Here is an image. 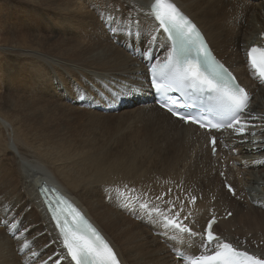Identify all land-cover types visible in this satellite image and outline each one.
Masks as SVG:
<instances>
[{"label": "bare ground", "instance_id": "1", "mask_svg": "<svg viewBox=\"0 0 264 264\" xmlns=\"http://www.w3.org/2000/svg\"><path fill=\"white\" fill-rule=\"evenodd\" d=\"M151 1L129 0L141 10L139 22L145 36L153 37L147 43L132 44L114 38L102 23L110 0H47L43 18L49 29L62 33L68 46L46 53L29 49L17 56L37 84L22 106L29 114L28 118L21 116L23 121H41L45 126L48 120L49 133L69 137L76 125L96 129L98 119L108 122L114 116L127 121L125 128H132L138 137H125L113 151L109 147L113 141L85 149L84 144L43 138L38 142L42 148H36L19 145L14 137H0V264H60L55 258L65 256L36 195L40 180H49L72 196L107 234L124 264H179L175 250L185 252L183 242L161 235L156 223L145 220L142 212L136 214L138 209L122 206L116 190H124L125 185L135 188L137 195L147 192L156 203L155 197L171 188L165 199L179 196L184 200L181 217L190 213L186 222L194 231L201 232L211 217H217L216 230L222 241L264 257V84L253 76L245 54L254 35L264 29V0H174L199 25L217 56L252 96L242 120L257 119L249 120L243 137L232 130L219 131L223 143L216 157L210 155L202 131L183 125L155 105L135 102L105 114L81 105L82 96L99 104L97 93L109 97L129 86L147 91L144 65L129 48L144 52L166 46L162 33L153 32L147 15ZM27 55L31 59L26 60ZM53 119L57 120L54 131ZM5 129L10 131L9 124L0 117V131ZM224 166L235 196L229 195L218 176ZM162 171V178L156 180ZM200 174L202 184L189 185ZM188 193L196 197L194 204L185 199ZM228 211L233 214L225 219ZM14 223H18L16 230ZM112 230L121 237V244L114 240ZM25 240L31 250H21ZM186 246L192 254L202 249L198 236ZM33 252L40 256L34 257Z\"/></svg>", "mask_w": 264, "mask_h": 264}, {"label": "snow or ice", "instance_id": "2", "mask_svg": "<svg viewBox=\"0 0 264 264\" xmlns=\"http://www.w3.org/2000/svg\"><path fill=\"white\" fill-rule=\"evenodd\" d=\"M104 11L107 15L101 17L102 23L107 25V31L114 34V38H123L132 44L136 41L147 43L153 39L151 35L145 36L139 22L138 14L141 10L129 0H110V7L106 3ZM147 15L151 17L153 32L161 30L166 34V40L170 42L169 51L163 62L157 61L149 69L150 87L158 97L157 102L160 107L185 123L198 124L200 128L214 129L218 132L231 129L234 134L243 137L249 120L257 119L251 116L249 120H242L245 111L249 109L251 97L236 82L232 73L215 60L197 25L180 11L172 0H154ZM261 35L264 36V33ZM246 57L254 77L264 83V47H251L247 50ZM139 91L140 89L129 86L109 93V97L101 93L97 95L105 104L125 101L135 103L134 98ZM173 94H178L182 102L177 101ZM205 95L214 101V104L204 108L200 112V118L180 111L183 108H197L195 100ZM209 114L222 119L218 121L206 119ZM251 134L255 135V133ZM211 146L212 154L216 155V137L211 138ZM227 187L235 196L236 193L231 185ZM38 191L46 192L49 189L47 185H41ZM116 191L123 207L138 209L137 215L142 212L150 223L162 225L164 229L170 230L173 236L181 239L198 236L200 247L211 254L196 256L191 259L190 264H264V259L250 255L247 251L238 250L231 243L223 242L213 231V225L217 223L215 217L210 219L206 228L199 233L185 224L184 220L188 219L190 213L181 217L185 207L184 200L179 196L175 199H165V196L172 193L171 188L167 193L155 197V201L159 203L148 198L147 192L137 195L136 189L127 185L124 186V190ZM141 196L144 199H141ZM185 199L193 204L196 201V197L190 193ZM44 202L51 213V220L58 229L62 248L66 250L63 260L57 256L56 261H60V264H64L65 261L67 264H121L109 243L67 198L58 196L55 201ZM0 207L3 205L0 204ZM228 215L230 216L231 213ZM23 249L31 250L27 240L23 242L21 250ZM32 255L40 256L38 252H33ZM178 255L183 259L181 253ZM42 264L48 262L42 261Z\"/></svg>", "mask_w": 264, "mask_h": 264}, {"label": "rangeland", "instance_id": "3", "mask_svg": "<svg viewBox=\"0 0 264 264\" xmlns=\"http://www.w3.org/2000/svg\"><path fill=\"white\" fill-rule=\"evenodd\" d=\"M46 2L47 0H0V117L4 118L10 128L9 132L7 129L0 131V137H14L19 145L36 148H42L38 142H42L43 138L72 141L73 145L84 144L85 149L88 145L99 148L103 141L108 144L113 141L114 145L109 146L113 151L125 137H138L132 128H125L127 121L115 120L114 116L108 122L98 119L96 129L76 125L69 137H56L49 133L48 120L44 122L45 126L41 121H23L29 114L22 106L28 103L30 89L37 84L30 77L31 70L18 63L17 56L29 49L46 53L58 52L61 45L65 47L61 50L63 51L68 46L62 33L47 26L43 18ZM53 37L59 38L49 41V38ZM25 59L31 58L27 55ZM39 92L42 93V90ZM56 122L57 120L53 119L52 131L56 128ZM161 173L162 175L157 173L156 180L162 178L164 172ZM201 176L202 174L194 177L188 182L189 185L192 182L202 184ZM111 233L114 240L121 244V237L114 230ZM0 236L3 234L0 233Z\"/></svg>", "mask_w": 264, "mask_h": 264}]
</instances>
